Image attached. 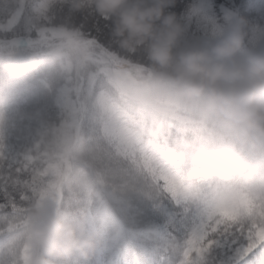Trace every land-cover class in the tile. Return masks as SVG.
<instances>
[{"label":"trees","instance_id":"1","mask_svg":"<svg viewBox=\"0 0 264 264\" xmlns=\"http://www.w3.org/2000/svg\"><path fill=\"white\" fill-rule=\"evenodd\" d=\"M251 1L211 0L217 23L228 32L238 20L245 22L246 50L264 43L255 40L259 15L249 9ZM194 3L175 0L166 10L185 26L184 42L191 44L208 37L205 26L194 17ZM20 7L18 0H0V24ZM87 15L95 31L86 25L62 27L43 43L36 42L38 33L27 14L12 28L0 29V217L22 216L30 203L42 201L52 191L53 199L69 211L90 217L98 229L100 245L89 264H183V251L195 236V245L186 251V264H193L201 256L199 249L212 243L208 237L215 230L200 221L194 204L158 183L160 175L148 164L147 156H133L119 146L103 163L98 151L86 155L93 149L104 150L100 103L104 87L87 90L82 49L75 46L77 55L60 48V54H67L63 61L52 49L18 65L7 59L28 49L21 43L43 50L68 41L93 42L94 53H103L114 68L126 66L130 76L146 77L142 56L119 47L108 21ZM105 29L106 39L102 38ZM77 65L71 72L66 69ZM111 96L115 106L125 107L115 98L112 86ZM147 118L148 123L136 113L134 121L143 125L149 147L166 156V141L171 143L176 129L169 126L168 117ZM5 235L0 233V238ZM220 255L212 249L206 254V264H217Z\"/></svg>","mask_w":264,"mask_h":264},{"label":"clouds","instance_id":"2","mask_svg":"<svg viewBox=\"0 0 264 264\" xmlns=\"http://www.w3.org/2000/svg\"><path fill=\"white\" fill-rule=\"evenodd\" d=\"M174 2L62 0L71 12L108 21L119 47L142 56L146 79L163 86L176 134L158 183L194 204L214 230L248 224L264 237V43L245 49L243 20L226 34L184 42L185 26L166 11ZM0 233L8 234L0 264H89L100 245L90 217L55 199L0 221ZM195 243L191 236L183 264Z\"/></svg>","mask_w":264,"mask_h":264},{"label":"rangeland","instance_id":"3","mask_svg":"<svg viewBox=\"0 0 264 264\" xmlns=\"http://www.w3.org/2000/svg\"><path fill=\"white\" fill-rule=\"evenodd\" d=\"M249 9L259 15L258 24L254 32L256 43H258V39L264 41V0H252ZM193 13L194 17L199 20V24L203 27L205 26L204 28L208 35L207 38L228 33L227 29H224L217 23L213 14L211 0H195ZM21 44L23 45V43ZM33 46V44L29 43V45L26 46V48H28L27 50L18 52L19 55L14 53L13 56L7 59L18 65L20 60L44 56V54L48 53L46 51L52 49L54 50V56H59L60 60L63 61L67 57V54H60L62 51L60 48L73 51L77 55H79V51L76 50L75 46L82 49L85 58L84 68L88 71L87 90L90 91L98 86H103L99 78L96 77L101 72H104L108 77L110 86L114 88L116 93L115 98L118 97L121 99L122 103L125 105V107L121 104L115 106L120 129L119 148L122 152L133 154V156H147L148 164L157 174L161 175L166 167V156L157 149L149 147V142L143 138V125L141 126L138 122H135L134 118L136 117V113H138L143 115L144 121L148 123L150 121L149 118H147L148 116L154 117V119L168 117L167 113L163 110L168 104V98L163 86L148 81L146 79L148 75L143 78H135L130 76L125 68H118L117 66L114 68L103 53L100 52L99 54H95L91 43L88 42L72 43L69 41L65 44L48 45L43 50L33 48ZM74 68H79V65H77V67L69 66L66 69L71 72ZM75 89H77L76 86ZM127 108L131 109V111ZM70 145L69 141L68 147ZM53 195L54 193L49 191L42 201L53 199ZM4 219L5 218L0 217V221ZM7 235L0 238V243L7 239ZM3 259V255L0 254V260Z\"/></svg>","mask_w":264,"mask_h":264},{"label":"snow or ice","instance_id":"4","mask_svg":"<svg viewBox=\"0 0 264 264\" xmlns=\"http://www.w3.org/2000/svg\"><path fill=\"white\" fill-rule=\"evenodd\" d=\"M18 3L21 7L7 14L6 23L0 24V29L12 28L20 18L27 14L36 27L38 33L36 42L39 43L51 38L62 27L86 25L90 32L95 31L92 27L93 20L86 12H71L69 7L62 3V0H56L51 5L48 0H18ZM106 32L105 29V35L102 37L104 39L107 38ZM96 78H99L104 87L100 96L102 106L101 142L104 144V150L93 149L92 153L86 152V155H96L98 151L99 160L103 163L108 159L107 154L113 153L119 146L120 129L108 77L104 72H101ZM209 227L213 228L212 225ZM208 240L212 243L207 244V248L199 249L201 256L195 259L193 264H206V254L212 249H216L221 254L217 264H264V237L256 235L248 224L243 226L229 223L217 225Z\"/></svg>","mask_w":264,"mask_h":264}]
</instances>
